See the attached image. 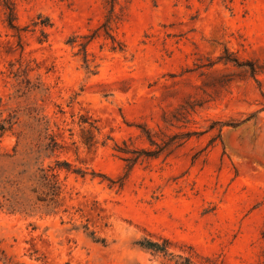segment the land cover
Returning a JSON list of instances; mask_svg holds the SVG:
<instances>
[{
    "label": "rangeland",
    "instance_id": "1",
    "mask_svg": "<svg viewBox=\"0 0 264 264\" xmlns=\"http://www.w3.org/2000/svg\"><path fill=\"white\" fill-rule=\"evenodd\" d=\"M14 3L20 33L0 9V123H14L0 264H264V0H115L113 41L109 0ZM45 128L57 200L16 176ZM144 132L177 138L146 158Z\"/></svg>",
    "mask_w": 264,
    "mask_h": 264
},
{
    "label": "trees",
    "instance_id": "2",
    "mask_svg": "<svg viewBox=\"0 0 264 264\" xmlns=\"http://www.w3.org/2000/svg\"><path fill=\"white\" fill-rule=\"evenodd\" d=\"M223 2H226V0H223ZM109 3L111 5V8L105 23L102 25V28L104 34L113 41V38L109 33L111 31V22L115 21V19L117 18L116 15L114 14L115 0H109ZM0 9L3 12L4 23L6 24V27L9 30H13L17 33L24 31L23 28H19V26L17 25V15L15 10L14 0H0ZM34 25H38V24L35 23ZM39 25L46 27L48 25V20H45V22H41ZM233 62L237 63L236 61ZM250 71L251 74H254V68H250ZM13 125L14 123L12 122V119L2 121L0 123V138L2 137L5 131H10ZM89 127L97 131V128L94 126L93 123H89ZM144 134L146 135V139L150 143V145L156 147L155 151L142 152V154L146 158H153V157L156 158L159 155V153H161L164 149H166L169 146H172L174 143L173 141L177 138L176 136H174L171 139H169V141H166L163 138H161L160 139L161 144H158L154 139V136H151L147 132H144ZM187 136L188 134H185L184 138ZM92 141L94 145L97 144V141L94 138ZM18 146H19V140L16 141V145L14 149L15 153H16V148ZM178 146L180 145H177L176 147ZM58 149H60L59 144L55 140L54 136L48 132V129L45 128L40 132L36 141L30 144L28 149L25 151L23 162L19 164L20 171L16 173V176L19 179L20 178L22 179L23 177H27L28 181L34 185V193H39L41 196L45 198H50V200L53 199L57 200L61 194V186L58 181V175L55 171V169H60L61 164L57 162L56 168H51L49 166L47 168H44L42 164L39 162V160L42 154L48 153L50 155H53ZM117 149L119 153H122L124 155H131L124 159V162L127 163L126 167L128 169L131 168L140 157L138 155L139 152L137 151L129 152L128 147L126 145L124 146V148H117ZM64 165L65 167H69L68 164L66 163H64ZM75 173L84 175L83 172H80L79 170L78 172ZM18 180L11 181L10 185L18 186L19 185ZM9 182L7 181L6 184H8ZM88 235L92 237L93 240L97 242L100 241L94 237V234L92 232H89ZM139 246L143 249H147L155 253L166 254L168 250L169 242L167 240H163L162 244H158L157 242L144 240L143 242L139 243ZM185 261L186 264H192V262L189 259H186Z\"/></svg>",
    "mask_w": 264,
    "mask_h": 264
}]
</instances>
